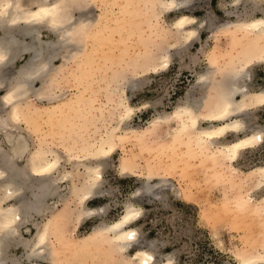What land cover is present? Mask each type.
Returning <instances> with one entry per match:
<instances>
[{
	"label": "rangeland",
	"instance_id": "374dc122",
	"mask_svg": "<svg viewBox=\"0 0 264 264\" xmlns=\"http://www.w3.org/2000/svg\"><path fill=\"white\" fill-rule=\"evenodd\" d=\"M147 1L152 2L150 0H84L87 4L81 7L82 10L81 8L73 10V19L71 18L68 25H72L75 21L76 27L80 25L86 27L85 24L89 19L92 27L89 25L90 29L83 27V31L80 29V34L77 32L78 36L72 37L71 40L66 32L62 37V40L65 39V44L60 43L63 49L61 48L59 53L52 57L47 67L41 70L42 76L40 73L38 75L40 78L34 81L26 96L20 99L23 108L26 107V110L23 109L22 118L20 121L12 120L7 128L0 131V141L6 140L4 144L11 146L21 143L26 146V150L24 149L16 157L17 165L24 166L31 151L44 147L59 152L58 154L63 158L60 171H71L75 168V161L67 157L71 146L76 148L88 144L93 139H100L107 130L112 129L109 120L116 118L112 117V112L115 111L114 105L118 96L127 97L128 102L135 108L133 112L135 114L130 116L128 126L117 131L113 149L103 159L100 173L102 184L99 193L101 194L91 198L87 203L90 208L105 207V214H91L81 221L77 220L79 204L76 196L75 200L74 196L73 198L68 196L67 199L63 197L67 195L69 185L74 181L79 182L81 178L80 172L74 170L73 178L59 182L60 194L57 192L46 197L44 212L40 211L36 214L32 211L33 215H28L20 230L22 238L33 243L38 230L35 224H43L51 218L52 213L58 212L59 217L61 216L60 219L58 217L59 238L52 233L45 244L44 252L42 251L45 256L30 260L25 256L30 252V248L27 249L25 244L14 242L6 252L9 258L1 262L2 264H11L12 258L18 259L22 264H30V262L61 264V259L66 258L75 241L88 234L96 224L118 218L128 203H134L142 212V216L130 225L137 227L139 232V238L131 251L139 245L144 246L152 250L159 261L170 256L171 264H237L232 251L243 247L244 238L240 237L246 232L250 239H253L252 241L264 237L255 217L243 215L242 220L233 211L232 199L240 193L247 194L253 188L240 184L244 176L225 168L212 158L210 152H201L196 145L169 144L168 147L166 144L163 145L162 137L168 132L165 123L160 124L144 137H141L138 131L132 130L147 128L150 120L158 114L171 112L179 101H186L194 96L202 97V87L198 82L199 75L209 65H213L216 58L224 65L229 56L237 52L233 42V37L237 35L230 28L223 31L217 28L226 22H234L246 14L263 16L264 1L258 6L251 0L239 4H234L233 0H186L185 3L188 4L185 6L184 0H177L174 9L165 11L157 5L154 6V9H158L155 14L146 8ZM182 2L185 8L183 4L180 5ZM37 6L34 3L27 6V9H35ZM181 14H188L193 18L190 25L195 29L196 34L191 36L190 41L186 40L189 41H185L186 43L177 39L176 31L171 25ZM97 16L102 17L100 21ZM79 20H83V23ZM41 29L42 40L54 38L55 30L46 27ZM94 31L101 38L96 36L90 39ZM161 52L165 55L167 53L168 58H165V65L158 70L140 64L148 57L147 54L159 56L162 55ZM76 53L78 55L75 56ZM26 58L28 55L22 59L18 58L15 67H10L4 74V79L0 81V114L2 113L3 116H7L12 106L3 99V95L11 84V78L15 76V72L20 69ZM251 69L248 86L254 89L263 88L264 62L254 64ZM115 87L120 94L115 93ZM83 99L87 100V103H84ZM248 120L251 126L261 127L264 131V106L254 108ZM72 136H77L75 144L71 140ZM233 138L234 135L230 134L227 140ZM259 146L244 151L235 165L247 171L254 165L264 163V141ZM75 154L80 160H85L86 155L80 148ZM51 155L56 156V152ZM206 156H209V159ZM122 158L129 164L126 170L123 168L124 163L121 164ZM83 169L84 167L81 166L80 170ZM150 172L152 174H149ZM232 173L237 174L235 179ZM142 175H150L152 183L160 178H167L171 185L155 189L153 194H138L136 191L145 182ZM243 187L246 188L241 189ZM179 190L182 194H179ZM29 192H25L26 197L31 196ZM261 193L264 194V187L257 192V196ZM219 204L221 206L225 204L224 208L225 206L229 208L223 210V206L220 207ZM203 209H214L215 212L211 210L210 213L209 210L208 215L211 214L210 218L220 219L215 221L218 224L213 223L212 219L208 221L209 217L205 219ZM213 224H216L215 228ZM55 246L61 249L63 247L60 259L48 252L51 250L53 252ZM106 247L101 246L97 249L91 246L88 248L91 253H88V250L85 253L89 258L82 259L84 255L82 254L76 260L80 264H105L106 262L99 259L105 249L107 252L108 247ZM93 252L96 253L93 255ZM97 252L99 262L94 257L95 255L98 257ZM114 255V260L108 257L109 261L106 264H110L111 261H116L115 264H118L116 257H119V254Z\"/></svg>",
	"mask_w": 264,
	"mask_h": 264
},
{
	"label": "bare ground",
	"instance_id": "6f19581e",
	"mask_svg": "<svg viewBox=\"0 0 264 264\" xmlns=\"http://www.w3.org/2000/svg\"><path fill=\"white\" fill-rule=\"evenodd\" d=\"M150 1L152 2L147 1L146 8H149V11L153 14L158 11V9H154L156 5L161 8V10L165 9V11L170 8L174 9V7L176 8L175 5H177V0ZM185 1L186 0L183 2L185 3ZM247 1L250 0H233V3L239 4ZM251 1L254 2L255 5L261 6L264 0ZM183 2L180 5H182ZM34 3L38 5L37 8L27 9V6ZM85 3L84 0H0V81L4 79V74L10 67H15L18 58L22 59L25 55H28V58L25 59L20 69L15 72V76L11 78V84L7 88V92L3 95V99L7 103L12 104V106L11 109L8 110L7 116L1 115L2 113L0 114V131L6 126L8 127L9 122L12 120L20 121L23 109L26 110V107L23 108L24 105H21L20 99L26 96L27 91L32 87L34 81L40 78L38 76L40 73L42 76L43 71L41 72V70L47 67L52 57L56 56L61 48L63 49L61 44H65V39L62 40V37L66 35V32L69 34V40H71L72 37L78 36L76 34L80 29L82 30L86 27L88 29L89 26L92 27L89 19H87L89 24H85L86 27L83 25L76 27L74 25L76 23L75 21L72 25H68L72 18L73 10H79ZM187 4L188 3H185V6ZM179 6L177 7L179 8ZM192 19L193 18L188 14H181L172 22L171 25L175 29L179 41L185 42L186 40L192 39L191 36L196 35L195 29L190 25L191 21H193ZM79 21L82 22L83 20ZM42 27L50 28V30L53 31L55 30L54 38H50L47 41L42 40L40 37ZM228 28L237 35L235 38L233 37L237 52H232L234 54L231 56L228 55L230 58L227 59L224 65L218 62L216 58L213 61V65H209L208 68L199 75L198 82L202 87V97L199 98L194 96L193 98L189 97L186 101H179L171 112L167 114H158L150 120L147 128L143 130H132L138 131L141 137H144L149 135L160 126V124L165 123L168 126V132L162 137L163 145L166 144L167 147L169 144L171 146L182 144L186 146L196 145L201 152H210L212 158L225 166V168L227 167L231 171H234V173L244 176L240 184H245L244 186L249 185V187L251 186L253 188L250 190L248 189L249 191L245 195L240 193L238 196H233V211H235L237 213L236 216H240L242 220L243 215L244 217L247 215H251L249 216L251 218L255 217L257 219V224L260 226L259 228L262 229L261 231H263L262 233L264 234V194L261 193L257 196V192L264 187V163L254 165L247 171H243L235 165V162L244 151L256 148L264 141V131L262 128L251 126L248 120L254 108L264 106V87L254 89L248 86L251 80V67L256 63L264 62V14L261 17H257L253 14H246L244 17H240L234 22L229 21L228 23L222 24L217 29H222L223 31ZM80 32L78 34H80ZM91 34L90 39L91 37L94 39L96 36L101 38L100 35H96L97 33L95 31ZM75 39H73V41ZM69 40L67 42H69ZM76 55H78V53H76L75 56ZM160 55L161 54H159V56L147 54L148 57L140 64L143 65V67L146 66L156 71L165 65V58H168L167 53L166 55L162 53L161 57ZM214 56L213 54V58ZM114 91L116 94H120L117 87H115ZM83 101L87 103V100L83 99ZM78 102L81 103V101ZM115 104V111L112 112V117L115 116L116 118L113 117L114 119L111 118V120H109L113 128L109 131L107 130L106 134L100 139H93L89 141L88 144L85 143L83 145L84 147L77 146L75 148L71 146V149L67 152L68 159L75 161L74 170L80 172L81 178L79 182L74 181L73 184L69 185V191L67 195L63 197L67 199L68 196H72L71 198L74 196V200L77 198V204H79V207L77 206L78 213L76 212L78 221H81L91 214H105L106 211L103 206L99 208H90L87 203L91 198L101 194L99 193L101 192L100 187L102 184V180L100 179L102 175L100 176V173L102 172L103 159L112 151L117 131L128 126V120L131 118L130 116L135 114L133 113L135 108L128 102L127 97H123L122 95L118 96V100ZM72 106L73 103L71 104V107ZM88 107L90 106L88 105ZM230 134H233L234 138L227 140ZM72 137L71 140H73L75 144L77 136ZM4 142L2 140L0 141V263H3L5 259L9 258L6 252L8 247L14 242L17 244H25V248H30V252L25 254L26 258L30 260L43 255L45 244L52 233H55L59 238L58 228L60 226L59 219L61 216L59 217L60 213L58 212L55 214L52 213L51 218L43 224H35L38 230L33 239L34 244L25 241L24 238H22L20 230L26 221L25 219L32 211H35V213L40 211L44 212L45 199L49 195H54L59 191V182L71 179L74 176V170H66L65 172L60 171L61 160H63V158L58 154L59 152H57L56 149L47 150L44 147H38L28 154L27 163L24 166H19L17 165L16 157L19 153L24 151L26 146L21 143L9 146L4 144ZM78 148L85 153V160H80V158L76 156L75 151ZM55 152L56 156H52L51 154ZM206 157L208 158L209 156ZM126 161L127 160L124 158L121 159V164L124 163V170H126L127 166L129 167ZM126 163L127 165H125ZM81 166L84 167L83 170H80ZM149 171L151 170L149 169ZM4 172L6 174H4ZM234 173L232 174L235 179L237 174ZM149 174H152V172ZM142 176L145 182L136 191L138 194H153L155 193L153 192L155 189L158 190L164 188L165 185H171V182L167 178H160L157 182L152 183V177L150 175ZM233 178H231V180ZM246 187L241 189H245ZM28 191L31 192V196H29V194V197H26L25 192ZM60 193L58 192V194ZM180 193L182 194L179 190V194ZM46 204L47 202L45 205ZM219 205L222 207L225 204H222V206L221 204ZM219 205H217V207ZM226 208L229 207H222L223 210ZM203 210V215H206L204 216L205 219H208L207 217H212L209 216L211 214L208 215L210 209ZM211 210L210 213L214 209ZM217 210L216 212L219 213ZM141 216V208L134 203H128L118 218L96 224L88 234L75 241V245L73 244L74 246L71 247L66 258L61 259V264H80L76 259L82 256V254H84L82 259H84V257L85 259L89 258L85 253H87V250L88 253H91L88 249L91 246L92 248L95 246L97 249L101 246L108 247L109 251L107 250L106 252L105 249L101 259H99V251L97 252L98 257L97 255L94 256L96 260L98 258L106 263L109 261L107 259L108 257L114 260V254H119V257H116L118 264H171L170 256H167L165 260L161 259L159 261L152 250L141 245L131 251L132 246L139 238V232L137 227H132L130 225ZM210 220L216 223L215 221L220 219L213 217L208 219V221ZM241 228H239V230ZM244 231L246 230H243V232ZM247 233L248 232L245 234ZM245 234L244 236L242 235L243 237H240L244 238L243 247L232 251L237 259V264H264V237L262 238L261 236V239L252 241L253 239H250L249 234ZM57 246L60 245L57 244ZM57 246H55L53 252L52 250L48 252L55 255V258L57 257V259H60L63 247L61 249ZM95 253L93 252V255ZM6 261L5 263H7ZM10 261L11 264H22L15 258L10 259ZM76 261L78 263H76ZM113 262L114 261H111L110 264H115L116 261Z\"/></svg>",
	"mask_w": 264,
	"mask_h": 264
}]
</instances>
